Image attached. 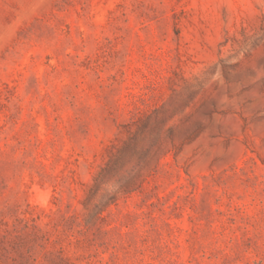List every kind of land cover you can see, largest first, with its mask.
Segmentation results:
<instances>
[{"label": "rangeland", "instance_id": "374dc122", "mask_svg": "<svg viewBox=\"0 0 264 264\" xmlns=\"http://www.w3.org/2000/svg\"><path fill=\"white\" fill-rule=\"evenodd\" d=\"M0 264H264V0H0Z\"/></svg>", "mask_w": 264, "mask_h": 264}]
</instances>
